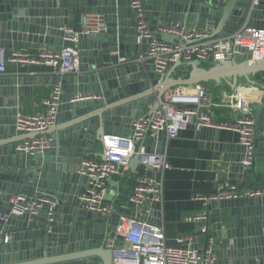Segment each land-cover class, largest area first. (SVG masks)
<instances>
[{
    "label": "water",
    "instance_id": "95a60500",
    "mask_svg": "<svg viewBox=\"0 0 264 264\" xmlns=\"http://www.w3.org/2000/svg\"><path fill=\"white\" fill-rule=\"evenodd\" d=\"M141 2L149 21L203 25L212 36L230 35L243 23L264 29V0L256 5L252 0ZM92 14L100 15L99 31L79 33L76 41L64 39L65 27L79 30ZM159 35L166 42H182L175 34ZM137 36L131 0H0V50L13 48L16 41L46 45L55 51L71 46L78 48L80 58V72L61 76L60 80L58 75L45 77L24 71L0 74V234L10 236L9 242L0 245V264H112V249L105 239L115 235L122 214L161 223L160 201L152 202L148 214L118 206L109 218L81 207L79 197L89 177L78 169L85 152L94 151L106 136L132 137L133 120L150 106L165 104L166 92L175 86L226 81L235 88L240 78H245L261 89L260 102L252 107L256 136L250 168L243 162V144L221 142L218 128L197 130L199 135L209 136V148L218 158L222 153V166L232 183H264V78L255 79L264 74V60H255L249 50L237 47L235 57L224 62L179 60L175 66L188 68L187 76L160 82L165 73L141 57L148 44L146 40L138 42ZM57 83L60 95L56 121L46 132L52 135L49 146L32 156L19 152L17 143L28 136L22 133L18 142L12 139L21 133L16 127L19 98L33 94L34 86ZM82 93H98L100 97L74 100ZM166 139L165 131L157 137H145V154L139 152L141 144L137 145L130 169L161 180L162 172L145 161L149 153L165 152ZM102 159H106L105 153ZM35 193L49 194L58 201L52 220L47 217L46 206L36 214L11 215L14 195ZM210 208L202 246L207 249L212 237L216 256L212 264H264V196L215 199Z\"/></svg>",
    "mask_w": 264,
    "mask_h": 264
},
{
    "label": "built area",
    "instance_id": "2783aa9c",
    "mask_svg": "<svg viewBox=\"0 0 264 264\" xmlns=\"http://www.w3.org/2000/svg\"><path fill=\"white\" fill-rule=\"evenodd\" d=\"M259 1L252 0V5ZM131 7L136 12L138 42L146 40L148 44L147 52L141 57L155 64L159 72L165 73L171 64L179 60L182 62L194 59L211 62L232 60L237 47L249 50L255 60H264V29L251 27L245 23L230 35L212 36L198 24L161 22L152 26L141 0H131ZM100 22V15H88L79 30L65 27L64 39L76 41L79 33L97 32L101 29ZM162 33L175 34L182 42H166L159 35ZM7 63L21 69L38 65L47 66L52 68V73L60 77L80 72L79 50L71 46L60 51L52 50L46 45L35 50L12 48L9 53L0 50V74L7 72ZM59 95L60 84L57 83L49 96L43 99L44 110L35 113L19 111L16 127L21 133L28 134L17 143L16 149L19 152L32 156L49 146L52 135L46 132L55 124ZM99 97L98 93H82L74 100ZM224 100L220 103L213 102L200 84L194 86V91L176 90L174 96L170 95L165 104L158 108L149 107L140 118L133 120L135 131L132 137L106 136L103 143V154L105 153L106 159L85 156L78 169L80 174L89 177V182L79 197L81 207L109 218L115 212L116 206L109 202L104 203L110 191L107 179L128 171L129 161L138 148L141 154H145L142 144L145 137H157L159 132L165 131L167 138H174L192 123L196 127L236 131L239 142L246 147L243 162L246 168H250L254 158L253 144L256 136L254 109L246 98L244 88L228 93ZM215 108L227 109L225 116L227 115L228 120L218 121L219 117L214 113ZM192 118H195V121L192 122ZM145 162L152 165L156 171L170 167L165 152L149 153ZM260 196H264V185H240L228 179L218 184L215 194H194L193 199L201 204V209L188 216L187 220L203 223L199 231L203 238L200 239L194 234L178 236L173 245L167 243L164 226L161 223L122 215L115 227V235H108L105 239L106 246L112 249V264H212L216 258L212 251V237L208 239L207 249L202 246L204 235L208 232L206 222L210 219V202L215 199ZM162 199V180L135 175L128 201L136 212L148 214L152 202H161ZM12 204L13 216H21L26 212L36 214L46 206L47 217L52 220L58 201L46 193L18 194L12 197ZM119 236L123 239L120 240ZM9 238V235L3 237L0 234V245L9 242Z\"/></svg>",
    "mask_w": 264,
    "mask_h": 264
},
{
    "label": "crops",
    "instance_id": "0c3cea01",
    "mask_svg": "<svg viewBox=\"0 0 264 264\" xmlns=\"http://www.w3.org/2000/svg\"><path fill=\"white\" fill-rule=\"evenodd\" d=\"M150 23L154 26L161 23V21H150ZM244 24L238 26L236 30ZM199 26L205 28L203 25ZM40 46L43 45L16 41L14 42L13 48L35 50ZM11 49H7L5 52L9 53ZM30 67L21 69L15 65L7 66V72L4 75H14L18 71L21 72V70L27 73L33 72L32 74L45 77H53L56 75L45 66H35V70H32V67ZM188 72V68L184 66H175V63L171 64L165 72V77L160 82L168 77L172 79L186 77ZM60 78L58 76V80ZM255 79L261 81L262 77L258 75ZM200 85L204 87L215 103L225 101L226 95L238 90V88L245 89L246 98L252 107L256 102H260L263 95L261 89L249 83L245 78H240V82H238L235 88H232L226 81H221L220 84L213 81L201 82ZM194 86L172 87L171 90L166 92L165 97L168 98L171 91H194ZM53 87L54 85L34 86L33 94L19 98L20 112L35 113L44 110L43 99L49 96ZM150 107H153V105ZM216 109L222 110L221 113L224 116L227 113V109ZM214 113L216 114V110H214ZM197 129V127L194 125L191 126L190 124L186 129L181 130L178 136L166 139L165 153L167 154L170 167L161 171V180L163 182L161 224L164 226L167 243L171 245L175 244V239L178 236L194 234L198 235L200 239L203 238L199 234L201 228L200 222L187 220L188 216L194 215L201 209V204L193 199V195L197 193L206 195L215 194L218 189V184L221 181L230 180L227 171L222 166V153L220 158H218L216 156L217 154L209 148V144L212 142L209 136L199 135ZM219 131V140L221 142L239 143V136L236 131L229 129H220ZM22 137V133H16L12 139H16L18 142ZM102 154L103 144L98 141L96 149L94 151L87 150L84 157L94 156L101 159ZM135 175L129 167V170L124 174L112 176L107 179V185L110 190L108 202L110 204H114L116 207L124 206L125 208L134 210L129 204L128 197L131 193V183H133ZM238 184L243 185L241 183ZM261 185H264V183H258L254 186ZM122 215L130 217L128 214Z\"/></svg>",
    "mask_w": 264,
    "mask_h": 264
},
{
    "label": "trees",
    "instance_id": "16d2710c",
    "mask_svg": "<svg viewBox=\"0 0 264 264\" xmlns=\"http://www.w3.org/2000/svg\"><path fill=\"white\" fill-rule=\"evenodd\" d=\"M32 67V68H31ZM30 68L32 69V70H35L36 68H35V66H31ZM45 67H47V66H45ZM48 68V70H52V68H50V67H47ZM259 76H261L262 78H264V74H259ZM214 110H216V116L217 117H219L218 118V121H220V122H225V121H227L228 119H227V117L226 116H224L221 112H222V110H220V109H214ZM132 184V187H133V185H134V180H133V183H131Z\"/></svg>",
    "mask_w": 264,
    "mask_h": 264
},
{
    "label": "rangeland",
    "instance_id": "374dc122",
    "mask_svg": "<svg viewBox=\"0 0 264 264\" xmlns=\"http://www.w3.org/2000/svg\"><path fill=\"white\" fill-rule=\"evenodd\" d=\"M24 72H26V71H24Z\"/></svg>",
    "mask_w": 264,
    "mask_h": 264
}]
</instances>
